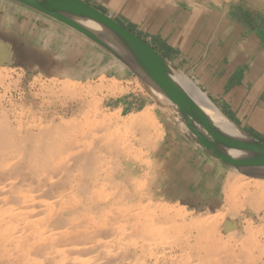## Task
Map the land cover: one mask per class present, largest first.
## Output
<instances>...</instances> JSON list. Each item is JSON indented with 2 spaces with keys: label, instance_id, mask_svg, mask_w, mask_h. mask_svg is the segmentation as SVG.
<instances>
[{
  "label": "bare ground",
  "instance_id": "obj_1",
  "mask_svg": "<svg viewBox=\"0 0 264 264\" xmlns=\"http://www.w3.org/2000/svg\"><path fill=\"white\" fill-rule=\"evenodd\" d=\"M91 1L109 11L84 0H0V33L23 44L17 55L0 50L1 71L38 78L67 98L47 125L16 127L0 116V264H264V159L206 147L204 124L171 99L172 88L198 119L254 137L123 23L149 39H177L178 30L195 37L202 26L200 40L224 41L226 59L250 60L264 85V44L235 18L264 0ZM10 5L47 29L15 22ZM73 45L82 63L61 60ZM51 48L59 61L48 66Z\"/></svg>",
  "mask_w": 264,
  "mask_h": 264
},
{
  "label": "crops",
  "instance_id": "obj_2",
  "mask_svg": "<svg viewBox=\"0 0 264 264\" xmlns=\"http://www.w3.org/2000/svg\"><path fill=\"white\" fill-rule=\"evenodd\" d=\"M84 1L92 3L102 10L106 8L104 10L106 12L109 11L103 4H96L91 0ZM4 7H0V16L6 12ZM9 10L10 14L8 15L15 22L19 20L18 23L20 24L26 21L35 30L47 29L40 21L31 17L28 15V12L22 11L16 5H10ZM251 10L253 14L251 13L249 20H247V27L253 32L261 34L259 28L264 27L262 12L257 8H252ZM258 17H262L260 18L261 20L259 19L258 21ZM123 23L146 39L156 50L169 59L177 69L182 70L194 80H197L202 89L211 96L221 110L224 111V114L236 125L252 137L264 142V85L260 82L263 75H258L259 73L254 71L250 60V62L247 58H244V60L239 55H234L231 60L226 59L227 56L225 57L224 54V49H226L224 41L221 40L216 44L215 40H200L202 26H197V28L199 27L198 29L194 27L192 32L198 35L195 37H193L191 32L190 36L187 37L184 30H178L179 33L181 32L179 37L185 36L186 39L183 37L184 40L183 38L178 37L174 39L171 36L167 37L164 35H155L152 39H149L147 37L148 34L139 27L136 29L132 22ZM237 23L239 24V22ZM144 24L145 22H142V27ZM0 36V50L3 49L8 54L10 53L9 55H17L19 49H21L20 45L23 44L14 45L12 40L13 35L10 38L9 35L0 33ZM259 38H261V43L264 44V33ZM211 45L214 46L211 47ZM216 48L217 51L214 52ZM76 49V45H73L64 54L61 52V60L73 61L75 64L82 63V56L80 57L77 54ZM52 50L53 48L50 49L52 55L50 57L48 56L49 58L47 59L48 66H52L55 62L59 61ZM13 52L15 53L12 54ZM202 80L204 83H202Z\"/></svg>",
  "mask_w": 264,
  "mask_h": 264
},
{
  "label": "rangeland",
  "instance_id": "obj_3",
  "mask_svg": "<svg viewBox=\"0 0 264 264\" xmlns=\"http://www.w3.org/2000/svg\"><path fill=\"white\" fill-rule=\"evenodd\" d=\"M252 8H257L258 10H260L262 12L261 13L262 17H264V15H263L264 14V6L257 4V5H251L249 7H243V8L241 7L239 9H236L237 13L235 14L236 15L235 18H236L237 22H239V24H240L239 26L241 28V31H243V29H244L247 32V30H248V34H253V35L255 34L259 38V33L253 32L252 30H250V28L247 27V24H246L247 20H249V16L252 13V10H251ZM246 12H247V15H246ZM262 17H258V21ZM259 30H260V33H261V30H263L262 32L264 33V27L259 28ZM15 72L17 73V71H13V70L6 72V71H1V69H0V78L3 79L5 77L4 81H1V79H0V116H6V118H9L12 125L16 126V127L19 126L18 124H20V125L22 124V125L27 126V127L32 126L31 124H33L32 123L33 121H34V123L37 122L35 124H38L39 122H41V120L44 121L43 125H45V124L47 125L52 121L50 114H54L55 112H58V114L56 116L60 117L59 112H61L62 104H64L66 102L64 100H66L67 98H65L63 95H59L60 97L58 100L57 99L58 93H53L51 91L50 85L43 84L40 79L35 78L33 76H30V78H27L26 76H21L22 74H20L19 72L16 75ZM11 75H12V77H11ZM23 78H25V79H23ZM2 83H4V84H2ZM19 84H20V86H19ZM133 87H134L135 91L136 90L138 91V89L136 88L137 87L136 83H134ZM129 92L131 93V89H129L128 92L125 91V93L123 94L122 104H123V102L125 104L129 103L125 100V95H130ZM39 93H41V94H39ZM47 93H49V94H47ZM62 97H64L65 99ZM46 115H48V117ZM69 118H72V117L70 116ZM56 120L59 121L58 119H56ZM35 124H33V125H35ZM259 253L260 252H258L256 250L253 252V254L251 253L249 255V257L252 259H255V258L258 259L257 256L262 254V253L261 254H259ZM253 255H254V257H253Z\"/></svg>",
  "mask_w": 264,
  "mask_h": 264
},
{
  "label": "water",
  "instance_id": "obj_4",
  "mask_svg": "<svg viewBox=\"0 0 264 264\" xmlns=\"http://www.w3.org/2000/svg\"><path fill=\"white\" fill-rule=\"evenodd\" d=\"M94 9L97 10L96 8ZM117 25L119 26V24ZM122 30L125 33L124 35L130 41L140 46V49L142 50V52L146 53L148 56L158 57L155 50L152 47H150L147 42L140 39L139 36L131 32L130 30H128L126 27L125 28L122 27ZM162 58L163 57H161L160 60H162ZM172 89L173 91L170 94L171 99L181 104L183 112L193 114L195 119H197L198 121H201L204 124V127L206 128L208 135L207 136L203 134L200 135L199 133L198 135L202 143L206 147L213 148L219 151L223 149H226V150L230 149V150L238 151V152H241L247 155H251L252 157H255V158L259 157V158L264 159V142L251 138V137L240 139V138L229 136L226 133L222 132L220 129H218L212 122L208 120H204L203 117H202V120L200 117L198 119L196 117V115L198 114V112L196 111L197 109L196 106L194 104L192 105L191 101L187 97H184V95H182L179 92L177 87L172 88ZM209 136L211 137L212 140L209 138ZM249 159L250 158L247 159L248 163H250L251 161V159L250 161ZM252 162L255 163L253 160Z\"/></svg>",
  "mask_w": 264,
  "mask_h": 264
}]
</instances>
